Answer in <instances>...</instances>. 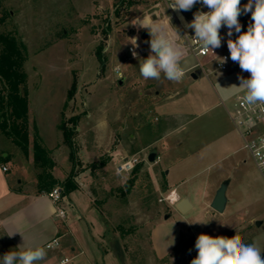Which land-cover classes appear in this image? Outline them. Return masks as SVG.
I'll return each mask as SVG.
<instances>
[{
	"label": "rangeland",
	"instance_id": "rangeland-1",
	"mask_svg": "<svg viewBox=\"0 0 264 264\" xmlns=\"http://www.w3.org/2000/svg\"><path fill=\"white\" fill-rule=\"evenodd\" d=\"M118 3V0H0V12L5 16L0 30L15 31L28 47L24 70L29 90L30 139L32 141L37 130L42 144L54 156L53 172L62 178L70 174L73 163L59 124L63 119L79 117L74 136L75 168L85 198L80 199L83 218L72 222L70 227L84 252L80 254L81 248L77 245L75 251L66 248L55 254L52 264H96L88 260L90 254L97 264H122L120 248L124 249L126 264H191L197 255L195 241L198 235L214 233L215 237L223 234L232 227L238 215L230 207L218 212L209 203L202 206L197 197L205 193V179L216 175L225 164L207 167L198 159L206 144L201 130L205 114L194 122H187L192 109L184 101L174 107L175 114L171 119L166 117L163 106L154 111L142 110L134 86L136 79L128 77L134 65L138 66L148 43L142 38V32L148 30L132 26L131 20L138 17L159 19L167 25L169 16L172 26L184 35L181 21L171 8H167L168 0H136L129 7H119ZM116 8H120L119 14ZM179 17L183 16L179 14ZM181 20L186 23L184 18ZM248 25L244 29L247 30ZM238 35L233 37L236 39ZM131 37H138L136 49L140 56L135 59L128 58ZM222 45L221 48L229 53L223 41ZM98 48L102 61L98 57ZM195 61L189 53L182 62L183 69ZM201 62L205 69L211 66L210 57L201 58ZM117 65L122 76L115 71ZM238 70L239 76L250 77L249 72L240 67ZM123 75L127 78L125 84L120 85ZM184 76L189 79V72ZM225 86L228 87L224 100L233 108L240 91L232 93L227 81ZM127 97L131 99V109L123 108ZM167 126L175 128L168 139L163 142L159 138L152 148H144L146 141ZM127 130L141 135L130 143L129 151L141 162L128 176H123L116 172L117 161L112 159V153L127 140V135L122 132ZM164 143L174 146L167 150L170 156L165 154ZM152 149L160 150L163 157L155 162L148 161ZM0 150H4L2 154L18 153L23 160H13L19 168L24 167L28 177L23 185L32 186V181L28 180L32 174L26 161L27 157H32V152L25 155L1 130ZM241 154L246 158L245 173L257 188L259 195L256 198H262L254 209L263 214L264 178L248 152L243 150ZM172 160H175L173 164ZM15 163L12 164L14 169ZM168 169L171 170L168 176L170 188H175L180 196H190L193 207L185 213L177 208L178 201L171 204L166 199L172 191L164 181ZM231 178L227 194L230 196L234 190L240 194L236 204L255 199L243 190L242 172L233 171ZM165 215H169L168 218ZM90 233L93 244H89ZM152 241L161 254L168 253L177 241L179 243L171 253L159 258ZM40 243V238L35 240V245L44 247L47 255L54 252ZM65 258L68 262L62 263Z\"/></svg>",
	"mask_w": 264,
	"mask_h": 264
},
{
	"label": "crops",
	"instance_id": "crops-1",
	"mask_svg": "<svg viewBox=\"0 0 264 264\" xmlns=\"http://www.w3.org/2000/svg\"><path fill=\"white\" fill-rule=\"evenodd\" d=\"M173 12L177 19L180 20L178 12ZM181 29L183 30V27ZM242 31L245 32L247 30L244 29ZM150 39L148 33L147 40L150 41ZM179 39L185 42V37ZM228 39L229 38L222 40L224 45H227ZM231 39L235 40L233 36ZM149 53L150 44L147 43V50L141 53V59H146ZM195 60L196 61L193 64L188 65L185 70L192 68L197 62L196 58ZM210 63L211 66L207 69L203 66L202 68H194L187 71L190 74L189 79H186L185 76H183L182 80L179 82H172L163 78L160 80H145L140 75L139 64L138 66L134 65L133 69L129 72L128 77L133 80L136 79L134 81V86L135 90H137L138 101L142 110L148 109L154 111L156 107L163 106L166 111V117L171 119L175 114V112H173L174 107L184 101V104H187L188 108L192 109V112L190 113L191 116L186 120L187 122H194V120L204 116V114L206 115L201 127L202 134L206 139V144L202 147V153L199 155L198 159L203 160L206 165H208L207 167H212L223 162L225 165L216 175L213 174L205 179V193H202L201 196H197L200 200V204L205 206L209 203L211 206V202L220 184L224 180H228V191L232 181L231 173L233 171L242 172L243 190L246 193L255 196V199L241 201V203L236 204L240 198V194L234 190L229 196L226 191L227 202L224 211L230 207L233 211H237L238 215L235 216V223L229 230H227V232L216 236L231 238L238 234L241 236L244 244L255 242L258 246L264 248V213L262 212L263 214H258V209H254L255 205L261 202L262 198H256L259 195L257 188L254 186L250 177L246 175V170L243 168L244 163H246V158L241 154L243 150H246L243 148V138L232 120V107L227 105L224 100V97H227L225 95L226 88L228 87L225 86L226 81L229 83L232 93H239V91L240 93L241 91L245 92L244 89L233 86H239L240 84V80L238 79V77H240L238 74L239 64L236 65V62L231 60L229 69L225 72H221L215 70L212 61ZM236 69L238 72H236ZM194 71L198 72L197 78L191 76V73ZM126 78V75H123L122 79L124 80V84ZM201 79L202 81H200ZM183 97L187 98L184 100L182 99ZM127 100V102L123 100V108L131 109L132 104L130 102V97H127ZM155 119H157V117H155ZM140 121L142 122V120ZM174 129L175 128H171L170 126L161 129L160 132L155 133L151 139L145 142L144 148H152L159 138H162L164 142L170 137ZM194 131L196 132V130H193V132ZM122 132L123 135H127V140H125L124 144H121V148L119 147L112 153V159L116 160L117 164L125 157L132 155L129 152L132 148L130 143L141 138V135H138L135 132H130L128 130ZM153 132H156L155 129ZM107 134L110 136L111 130L108 129ZM126 141L130 142L127 144ZM164 146L166 148L165 154L170 156V153H167V150L169 151V149L174 148V146L166 143H164ZM3 152L4 150H0L3 157L10 154L11 159L9 161L0 160V257L9 251L23 250V248L28 246L37 247V245H35V240L38 238H40L41 243L45 244L54 237L60 238V247L57 249L55 248L54 252L52 251L51 254L47 255L44 260L39 261L38 264H52L56 253L62 252L66 248L75 251L76 245L81 248L80 254H82L84 250L79 243V238H76L74 231L70 227L72 222L83 218V209L80 199L85 198V196L81 190V182L78 176L76 177L79 183L78 189L67 196H63L61 205L66 209L67 216L65 220L62 221L55 218L56 206L49 197L38 192V169L34 165L33 160L31 159L32 157H27L26 160L27 168L32 174L30 179H28L32 181V186L24 187L23 182L27 181L28 178L25 169L24 167L19 168L18 164L13 160L17 159L18 161H21L23 159L18 153L6 152L5 154H2ZM157 153L158 159L163 157L160 150H157ZM52 157L54 159V156ZM249 157L252 158L250 154ZM175 160H172L173 162L171 164H173ZM13 163H15L16 169L13 168ZM4 166L7 167L6 170H4ZM170 172L171 170L168 169L166 173H164L165 186L169 190H174L175 188H170L171 186L168 179ZM54 175L58 179H64L67 177V174L63 178L56 173H54ZM19 176L23 177L21 178ZM176 194L179 196L178 201L187 197L191 203L189 195L180 196L177 190ZM87 200L89 202V199ZM192 207L193 205L191 208ZM232 207H235V209ZM207 210L208 209H206V211ZM13 232L16 233L12 236H8ZM209 235L214 236L215 234L212 233ZM179 241H177L173 248L165 254L158 253L152 241L153 250L157 257H165L174 250ZM92 242L94 243L93 235L90 233L89 244H93ZM19 245H22L21 249L17 248ZM122 250L124 252V249ZM261 255L262 259H264V253ZM87 258L91 263L95 262L97 264L98 262L95 261L93 254L88 255Z\"/></svg>",
	"mask_w": 264,
	"mask_h": 264
},
{
	"label": "clouds",
	"instance_id": "clouds-1",
	"mask_svg": "<svg viewBox=\"0 0 264 264\" xmlns=\"http://www.w3.org/2000/svg\"><path fill=\"white\" fill-rule=\"evenodd\" d=\"M197 3L206 6L209 11L198 10L194 13L193 20L185 24V27L194 30L192 38L197 40L202 50L210 51L216 56L214 50L222 46L223 37L220 30L226 27L230 59L237 62L242 71L250 73L247 79L243 76L238 77L239 86H233L245 90L243 100L246 104H264V0H248V3L243 6H241V0H168L167 8L177 12L190 11ZM249 12H251L252 23L244 32L238 17ZM167 17V25L159 19L138 17L130 21L132 26L147 29L151 38L148 41L149 55L146 59L139 61L140 75L145 80L163 78L179 82L185 74L182 62L189 54V49L186 42L179 38L190 36L187 34L181 36L179 29L172 26L171 17ZM233 32L239 34L235 40L231 39ZM129 40V43L133 45V57H138L135 51V48L139 47L138 37H131ZM217 58L221 64L227 59ZM15 233H10L8 236ZM172 241L174 243V238ZM22 245L17 248L21 249ZM195 248L197 255L191 260V264H264L261 255L264 253V248L255 242L244 244L238 234L229 238L213 237L202 233L196 238ZM46 256L44 247L28 246L23 250L5 253L0 257V264H38Z\"/></svg>",
	"mask_w": 264,
	"mask_h": 264
},
{
	"label": "trees",
	"instance_id": "trees-1",
	"mask_svg": "<svg viewBox=\"0 0 264 264\" xmlns=\"http://www.w3.org/2000/svg\"><path fill=\"white\" fill-rule=\"evenodd\" d=\"M119 7L131 6L136 0H118ZM117 14L120 8H116ZM10 15V13H8ZM5 16L0 12V23L4 22ZM108 30L105 31V34ZM98 57L101 59L100 48L97 49ZM28 47L18 38L15 31L0 30V130L17 146L25 155L32 152L33 163L38 169L37 188L38 192L50 191L55 186H60L62 195L67 196L79 187L76 179V144L75 134L79 117L63 119L59 128L62 130L65 143L70 147V159L73 168L70 174L64 179H58L53 172L55 161L52 151L41 142L38 131H35L34 138L30 139L29 132V90L27 85V73L24 70V63L28 59ZM71 89L68 91L71 96ZM68 122H71L69 125ZM11 155L3 157L1 161H9ZM103 164V163H102Z\"/></svg>",
	"mask_w": 264,
	"mask_h": 264
},
{
	"label": "built area",
	"instance_id": "built-area-1",
	"mask_svg": "<svg viewBox=\"0 0 264 264\" xmlns=\"http://www.w3.org/2000/svg\"><path fill=\"white\" fill-rule=\"evenodd\" d=\"M248 3V0H241V6ZM204 11L207 12L209 9L206 6H203L200 3L194 5L193 10L190 12H183L180 11L178 14H181L186 23H190L194 18V13L197 11ZM241 25L242 30L245 28V25L252 23L251 12L247 14H242L238 17ZM181 24L183 27L185 42L189 49V52L197 59L195 65L190 69H184V73L186 74L187 71L192 70L194 68H202L203 64L201 62V58L203 57H210L211 61L213 62L214 68L217 71L225 72L229 69L231 64L230 54L227 50L221 49V47L214 50V53L217 57L227 58L226 62L221 64L216 56H214L210 51L205 52L202 50L194 37V30L191 28L185 27V24L181 19ZM227 28L222 27L220 30V34L223 39L229 38L227 35ZM235 32H233L234 36ZM222 39V40H223ZM128 50L130 52L131 59L133 57V45H129ZM135 51L138 53L137 49ZM139 56V53H138ZM115 71L122 76L120 66L115 67ZM184 74V75H185ZM245 92L239 93L235 99L234 106L231 111L232 120L237 127L238 131L240 132L243 138V148L246 149L250 156L252 157L254 163L256 164L258 170L262 174L264 178V104H257V105H248L244 102L243 96ZM141 162V159L135 155L127 156L122 159L116 165V172L123 176H128L136 167L138 163ZM4 170L7 169L6 166L3 167ZM175 190H172L166 199L169 203L174 204L179 200V196L175 193ZM49 197V199L53 202L56 206L55 211V218L59 220H65L67 216L66 209L61 205L63 201L62 189L60 186L53 187L50 191L42 193ZM61 245L60 238L54 237L48 242L45 243V247L47 249H55L59 248ZM68 258L62 260V263L68 262Z\"/></svg>",
	"mask_w": 264,
	"mask_h": 264
},
{
	"label": "water",
	"instance_id": "water-1",
	"mask_svg": "<svg viewBox=\"0 0 264 264\" xmlns=\"http://www.w3.org/2000/svg\"><path fill=\"white\" fill-rule=\"evenodd\" d=\"M194 7V6H193ZM193 10V8L191 9ZM190 10V11H191ZM190 11H183V12H190ZM142 38L143 39H147L148 38V33L147 31H143L142 32ZM191 76L193 78H197L198 76V72L194 71L191 73ZM119 84L120 85H123L124 84V80L123 79H120L119 80ZM158 157V153H157V150L156 149H152L148 155V161L150 162H155L156 159ZM228 183L229 181L228 180H224L220 186L218 187V189L216 190V193H215V196L211 202V207L218 211V212H222L224 211V208H225V205H226V202H227V195H226V191H227V187H228ZM191 203L189 202V199L187 197H184L182 198L180 201L177 202V208L185 213L186 211H188L190 208H191ZM169 215H165V218H168ZM119 257H120V260H121V263L122 264H126V261H125V255H124V252L123 250L120 248L119 250Z\"/></svg>",
	"mask_w": 264,
	"mask_h": 264
},
{
	"label": "bare ground",
	"instance_id": "bare-ground-1",
	"mask_svg": "<svg viewBox=\"0 0 264 264\" xmlns=\"http://www.w3.org/2000/svg\"><path fill=\"white\" fill-rule=\"evenodd\" d=\"M176 193V192H175Z\"/></svg>",
	"mask_w": 264,
	"mask_h": 264
}]
</instances>
